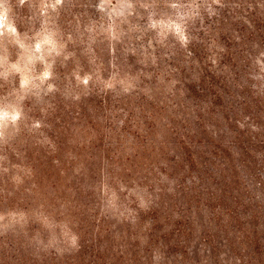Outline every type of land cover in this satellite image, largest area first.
Segmentation results:
<instances>
[{"label": "trees", "instance_id": "1", "mask_svg": "<svg viewBox=\"0 0 264 264\" xmlns=\"http://www.w3.org/2000/svg\"><path fill=\"white\" fill-rule=\"evenodd\" d=\"M208 18L214 56L189 49L172 94L91 90L21 134L26 186L4 168L0 219L24 221L0 227V264H264V0Z\"/></svg>", "mask_w": 264, "mask_h": 264}, {"label": "rangeland", "instance_id": "2", "mask_svg": "<svg viewBox=\"0 0 264 264\" xmlns=\"http://www.w3.org/2000/svg\"><path fill=\"white\" fill-rule=\"evenodd\" d=\"M218 1L0 0V174L10 167V183L26 186L24 159L10 161L8 152L19 153L21 134L38 129L52 102L65 105L91 90L157 98L172 94L176 67L188 74L198 69L189 49L206 47L214 56L206 17ZM255 58L264 60V50ZM86 132L82 138L91 156L94 137ZM38 143L47 140L40 137ZM130 143L129 137L123 139L126 148ZM125 191L144 206V191ZM23 221L7 213L0 227Z\"/></svg>", "mask_w": 264, "mask_h": 264}]
</instances>
